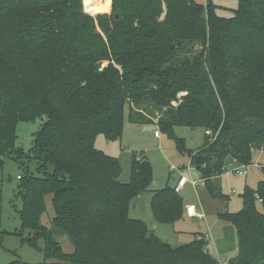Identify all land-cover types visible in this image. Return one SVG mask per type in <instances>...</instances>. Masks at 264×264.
Instances as JSON below:
<instances>
[{
    "label": "trees",
    "instance_id": "trees-1",
    "mask_svg": "<svg viewBox=\"0 0 264 264\" xmlns=\"http://www.w3.org/2000/svg\"><path fill=\"white\" fill-rule=\"evenodd\" d=\"M217 10L214 0H111L110 13L92 16L83 0H0V167L24 156L18 123L40 119L26 154L39 176H19V196L33 232L25 241L44 242L42 264H218L201 234L174 248L131 219L152 165L135 157L123 184L119 162L95 145L122 138L126 115L156 126L189 154L209 193L226 197L214 182L228 163L247 167L264 152V0H239L232 18ZM181 127L205 130L199 150L176 136ZM153 192L157 223L186 217L175 188ZM48 196L50 228L40 221ZM240 197L239 212L218 214L238 235L227 264H264V179Z\"/></svg>",
    "mask_w": 264,
    "mask_h": 264
},
{
    "label": "rangeland",
    "instance_id": "rangeland-1",
    "mask_svg": "<svg viewBox=\"0 0 264 264\" xmlns=\"http://www.w3.org/2000/svg\"><path fill=\"white\" fill-rule=\"evenodd\" d=\"M195 1L199 4H206V0ZM214 3L218 6L219 15L232 18L235 15L234 11L238 8L239 0H214ZM83 5L85 12L92 16L110 13L111 10L91 13L87 11L85 0H83ZM41 124L40 119L18 123V139L15 149L22 150L24 156L20 160L5 158L0 167V264L16 262L42 264L46 262L45 253L42 251L44 242L40 240L39 247L41 249H36L25 241L33 236V232L29 228L23 227L20 217L23 202L19 196L22 183L19 176H25L28 172L39 176L36 162L28 159L26 154L32 148L35 134ZM175 133L178 138L183 140L185 147L193 151H197L203 146L206 135L203 129L183 127L176 128ZM160 135L161 137L157 138L155 131H147L145 127L131 124L126 115L122 138L108 141L100 136L96 141L95 145L98 150L119 162L121 166L119 181L123 184H128L131 181V165L135 157L137 160H146L152 165L154 182L148 191L132 200L129 217L143 221L159 240L174 248L189 244L195 239V233L205 234L208 232V225L209 232L213 237L210 245L212 247L215 244L218 251V255L215 253L213 258L216 260L219 258L224 263L228 262L238 254L237 230L232 224L221 221L218 214L237 213L243 208L240 195L244 188L248 185L256 187L258 182L264 179V154L260 151L256 152L250 166L244 169L238 167L242 171L247 170V174L243 176L236 174L235 167H231V162L228 163V172L221 179V193L226 196L225 198L213 197L204 187L199 188L197 194L190 184L183 188L180 196L187 202H185L186 206H198L201 201L207 216L205 221L200 222L201 219L186 215L185 218L175 223L161 224L156 222L151 208L153 191L164 189L167 186L174 188L181 175L188 178L193 176L190 177L188 171L191 162L189 154L178 149L175 139H171L163 133ZM192 174L197 176L195 172ZM45 202L46 212L40 221L42 225L50 228L55 216L52 196L46 197ZM59 242L64 253L73 252V246L66 236L60 237Z\"/></svg>",
    "mask_w": 264,
    "mask_h": 264
},
{
    "label": "built area",
    "instance_id": "built-area-1",
    "mask_svg": "<svg viewBox=\"0 0 264 264\" xmlns=\"http://www.w3.org/2000/svg\"><path fill=\"white\" fill-rule=\"evenodd\" d=\"M156 127V126H155ZM158 127H156L155 129V137L157 138H160L161 137V133L160 131L157 129ZM248 167V166H247ZM242 169H244L245 167H241ZM195 168L193 167L192 163L190 162L189 166H188V171H192L194 170ZM172 170H175L174 168H172ZM236 174L240 175V176H243L245 174H247V170L245 171H242L240 168L236 169L235 170ZM226 174V173H225ZM190 184L192 186V188L195 190L196 194L198 193L197 190L199 188H202L204 186H206V180L205 179H200V180H195L193 178H188L184 175H181L178 183H177V186L175 187V192L180 194L183 190V188ZM234 192V191H233ZM186 210V214L188 217H191V218H198V219H205V212L203 210V207H202V204L200 203L198 206L196 205H189V206H186L185 208ZM212 235L210 232H207L205 234H201L200 236H198V239L199 240H205L207 242V252L213 257L214 254L216 253L218 255V252H217V249L215 247V244L214 246L211 247L210 245V242L212 240ZM218 264H227L224 263L221 259L218 258L217 260Z\"/></svg>",
    "mask_w": 264,
    "mask_h": 264
},
{
    "label": "bare ground",
    "instance_id": "bare-ground-1",
    "mask_svg": "<svg viewBox=\"0 0 264 264\" xmlns=\"http://www.w3.org/2000/svg\"><path fill=\"white\" fill-rule=\"evenodd\" d=\"M86 8L88 12H101L109 11L111 9V0L99 1V0H85Z\"/></svg>",
    "mask_w": 264,
    "mask_h": 264
},
{
    "label": "crops",
    "instance_id": "crops-1",
    "mask_svg": "<svg viewBox=\"0 0 264 264\" xmlns=\"http://www.w3.org/2000/svg\"><path fill=\"white\" fill-rule=\"evenodd\" d=\"M200 3H203V2H200ZM262 154H264V152H262ZM233 167H235L234 169H237L238 167H240V166H236V165H232ZM192 172H195L196 174H197V176L195 175V174H192ZM189 175H190V177H192L193 179H195V180H200V179H202L203 177H202V175H201V173L199 172V171H197L196 169H194V170H192V171H190L189 172ZM246 175V174H245ZM199 178V179H198ZM223 178V176H221L220 178H217V179H215V184H217V185H219V186H221L222 184H221V179ZM261 181V180H260ZM177 186V185H176ZM175 186V187H176ZM174 187V188H175ZM248 187H251V188H254V187H252V186H249L248 185ZM203 188V187H202ZM204 188H206V186H204ZM162 190V189H161ZM152 192V191H151ZM184 202H186L185 200H184ZM187 203V202H186ZM185 203V204H186ZM201 203V201H199V204ZM202 204V203H201ZM206 218H207V216H206V214H205V219H203V220H200V222H203V221H205L206 220ZM207 228H208V232H209V226L207 225ZM207 233V232H206ZM197 234H204V233H197ZM195 235H196V233H195ZM192 242V241H191ZM218 252V251H217ZM234 258H235V256H234Z\"/></svg>",
    "mask_w": 264,
    "mask_h": 264
},
{
    "label": "water",
    "instance_id": "water-1",
    "mask_svg": "<svg viewBox=\"0 0 264 264\" xmlns=\"http://www.w3.org/2000/svg\"><path fill=\"white\" fill-rule=\"evenodd\" d=\"M156 127L155 126H146L145 130L147 131H155Z\"/></svg>",
    "mask_w": 264,
    "mask_h": 264
}]
</instances>
